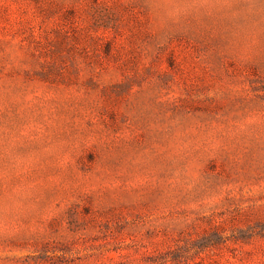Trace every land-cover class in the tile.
Segmentation results:
<instances>
[{
    "label": "rangeland",
    "instance_id": "obj_1",
    "mask_svg": "<svg viewBox=\"0 0 264 264\" xmlns=\"http://www.w3.org/2000/svg\"><path fill=\"white\" fill-rule=\"evenodd\" d=\"M0 264H264V0H0Z\"/></svg>",
    "mask_w": 264,
    "mask_h": 264
}]
</instances>
